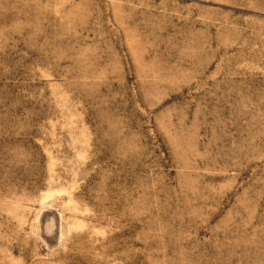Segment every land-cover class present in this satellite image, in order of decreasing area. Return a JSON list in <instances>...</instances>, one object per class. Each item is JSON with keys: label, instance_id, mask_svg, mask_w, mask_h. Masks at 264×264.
<instances>
[{"label": "rangeland", "instance_id": "374dc122", "mask_svg": "<svg viewBox=\"0 0 264 264\" xmlns=\"http://www.w3.org/2000/svg\"><path fill=\"white\" fill-rule=\"evenodd\" d=\"M0 264H264V0H0Z\"/></svg>", "mask_w": 264, "mask_h": 264}]
</instances>
